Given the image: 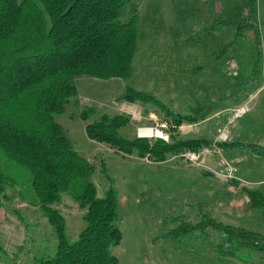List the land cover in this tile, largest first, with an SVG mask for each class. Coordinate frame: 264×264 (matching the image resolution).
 Masks as SVG:
<instances>
[{
	"label": "rangeland",
	"instance_id": "obj_1",
	"mask_svg": "<svg viewBox=\"0 0 264 264\" xmlns=\"http://www.w3.org/2000/svg\"><path fill=\"white\" fill-rule=\"evenodd\" d=\"M137 14L129 80L81 77L77 90L84 102L77 97L54 119L75 151L93 165L97 197L110 186L117 192L122 241L110 251L119 264H197L201 256L189 249L199 244L162 238L177 225L174 218L194 224L204 214L264 234V207L248 203L249 192L264 196V0H138ZM126 88L153 95L171 112L199 120L181 125L175 138L211 146L183 154H197L195 162L168 156L154 163L89 140L79 118L88 107L95 110L92 120L135 114L140 123L120 130L127 140L136 137L139 127L169 125L158 109L120 101ZM241 108L244 113L234 117ZM222 134L226 144L216 145ZM0 171L13 179L12 197L18 193L28 200L27 170L13 169L0 154ZM11 204L0 210V263L34 264L36 256L56 246L52 229L38 209L19 197ZM57 209L68 239L75 240L85 226L83 212L68 196Z\"/></svg>",
	"mask_w": 264,
	"mask_h": 264
},
{
	"label": "trees",
	"instance_id": "obj_2",
	"mask_svg": "<svg viewBox=\"0 0 264 264\" xmlns=\"http://www.w3.org/2000/svg\"><path fill=\"white\" fill-rule=\"evenodd\" d=\"M137 1L0 0V154L13 169L29 173L31 196H15L42 213L56 241L54 248L47 247L33 259L34 264H119L110 251L122 241L117 192L110 186L97 197L93 165L75 151L54 117L78 102L81 77L129 80L138 38ZM119 100L162 112L170 119L169 141L124 139L120 130L129 125L130 117L104 114L92 120L91 107L79 113L89 140L119 155L154 163L211 146L203 140L176 139L181 125L199 120L171 112L155 96L126 88ZM14 186L0 171V210L15 200L10 192ZM248 195L252 207H264L262 195ZM63 196L83 212L85 226L73 241L57 209ZM173 222L177 225L162 238L199 244L189 250L205 264L243 263L242 251L264 250L263 235L204 214L194 224L179 218ZM2 244L0 235V249ZM13 255L19 259L18 253Z\"/></svg>",
	"mask_w": 264,
	"mask_h": 264
},
{
	"label": "built area",
	"instance_id": "obj_3",
	"mask_svg": "<svg viewBox=\"0 0 264 264\" xmlns=\"http://www.w3.org/2000/svg\"><path fill=\"white\" fill-rule=\"evenodd\" d=\"M244 113V110L238 109L235 113V116H240ZM136 136L141 139H148V140H160L162 142L167 143L169 141V125L165 122L155 123L150 127H139L136 130ZM223 139H227L225 134H222ZM185 158H188L190 162H195L198 159L196 154L186 155Z\"/></svg>",
	"mask_w": 264,
	"mask_h": 264
},
{
	"label": "crops",
	"instance_id": "obj_4",
	"mask_svg": "<svg viewBox=\"0 0 264 264\" xmlns=\"http://www.w3.org/2000/svg\"><path fill=\"white\" fill-rule=\"evenodd\" d=\"M78 91V90H77ZM78 99H80V97H79V91H78ZM81 100V99H80ZM82 101V100H81ZM82 102H84V101H82ZM131 105H133V104H131ZM137 107H139L140 108V106L138 105ZM129 115H131L130 117H131V124H133L134 126L137 124V123H140V119L139 118H136L135 116V114H129ZM234 117H236L235 115H234ZM210 119V117H206V118H204L202 121H205V120H209ZM182 127V126H181ZM227 137V136H226ZM228 139H223L222 138V135H219V138H218V140L217 141H215L216 142V145L217 144H221V143H225L226 144V141H227ZM213 146H214V144H213ZM206 149H204V151H205ZM228 178L230 179L231 178V175H230V177L228 176ZM251 193V192H250ZM258 193V192H257ZM260 194V193H259ZM261 195V194H260ZM264 197V196H263ZM248 201H249V195H248ZM249 203V202H248ZM247 230V229H246ZM248 231H251V230H248ZM253 232H255V231H253ZM256 233H259V232H256ZM259 234H261V235H263L264 236V234H262V233H259ZM243 256V259H244V262L243 263H241V262H237L236 260L232 263V264H264V250L263 251H258V252H252V251H248V250H244V251H242L241 253H240V257H242ZM201 262L200 263H197V264H205L204 262H202V260H200ZM231 264V263H230Z\"/></svg>",
	"mask_w": 264,
	"mask_h": 264
}]
</instances>
